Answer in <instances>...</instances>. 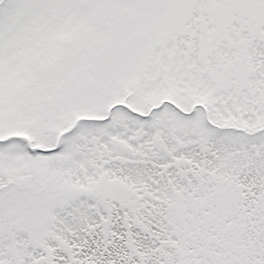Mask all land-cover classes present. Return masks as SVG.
<instances>
[{"label": "snow or ice", "instance_id": "6c2138e0", "mask_svg": "<svg viewBox=\"0 0 264 264\" xmlns=\"http://www.w3.org/2000/svg\"><path fill=\"white\" fill-rule=\"evenodd\" d=\"M0 264H264V0H0Z\"/></svg>", "mask_w": 264, "mask_h": 264}]
</instances>
